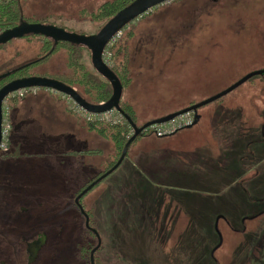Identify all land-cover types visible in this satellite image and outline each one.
<instances>
[{
    "label": "rangeland",
    "instance_id": "1",
    "mask_svg": "<svg viewBox=\"0 0 264 264\" xmlns=\"http://www.w3.org/2000/svg\"><path fill=\"white\" fill-rule=\"evenodd\" d=\"M106 1L20 0L19 7L26 23L91 35L103 26L91 15ZM129 31L134 37L125 43L135 55L122 101L139 124L202 103L264 69V0H171L125 27L120 48ZM143 44L151 55L146 64L135 51ZM112 48H106L108 61ZM40 50L34 37L3 45L0 75L35 61ZM67 62L60 49L30 72L66 76ZM81 62L93 71L89 51ZM198 115L191 128L160 139L147 133L146 141L134 142L121 183L103 180L78 203L77 184L61 181L54 161L46 167L29 161L24 178L0 180L12 194L0 200V260L17 264L31 216L41 209L62 215L34 229L46 232L49 250L58 249L36 264H84L81 246L88 243L99 246L98 264H264V74ZM140 145L144 149L135 151Z\"/></svg>",
    "mask_w": 264,
    "mask_h": 264
},
{
    "label": "crops",
    "instance_id": "2",
    "mask_svg": "<svg viewBox=\"0 0 264 264\" xmlns=\"http://www.w3.org/2000/svg\"><path fill=\"white\" fill-rule=\"evenodd\" d=\"M143 50L142 45L135 48L142 62L145 56ZM131 55L132 58L135 53ZM8 111L11 131L6 148L0 152L1 182L24 178V172L27 175L29 171V161H39L44 167L54 161V174L61 181L77 184V193L117 162V151L109 137L102 135L99 128L90 126L70 113L65 101L56 93L39 90L36 94L11 101ZM138 139L135 141L137 144L146 141L143 136ZM139 147L135 151L144 149L141 145ZM123 161L103 180L110 179L113 184L121 183ZM1 187L0 191L12 195L10 189ZM161 228L162 221L156 222L153 229Z\"/></svg>",
    "mask_w": 264,
    "mask_h": 264
},
{
    "label": "water",
    "instance_id": "3",
    "mask_svg": "<svg viewBox=\"0 0 264 264\" xmlns=\"http://www.w3.org/2000/svg\"><path fill=\"white\" fill-rule=\"evenodd\" d=\"M171 0H134L128 6L120 10L116 13L108 22H106L100 30L91 35H77L74 33H70L63 29L54 27L49 24H41V23H34L29 24L20 20V23L10 29H6L0 33V46L7 44L12 40H18L29 36H40L42 38L48 39L53 42L54 45L58 44L59 42L62 43H69L72 45H78L81 47H85L87 51L90 52V60L92 69L101 76L104 80H106L111 88H112V95L110 99L101 105H93L83 99L75 89L68 86L67 84L48 77L42 76H32V77H25L16 80H12L0 88V145L2 142V122H3V102L5 98L15 91L25 88H39V89H46L52 90L63 95L70 97L78 106L83 108L89 113L93 114H102L108 111L115 109L120 115L123 116L126 123L131 127L133 130V135L129 138L127 143L125 144L122 153L116 162V164L108 170L106 173L101 175L95 181L90 183L77 197L78 200L83 197L93 186L97 183L102 181L106 178L109 174H111L123 161L126 157L128 149L133 141L142 135L147 128L155 124H162L174 119L177 116H180L186 112L194 111L195 112V119L192 125L188 126L187 128L193 127L200 119V116L196 114V111L223 97L224 95L230 93L231 91L235 90L236 88L243 85L245 82L250 80L255 76H260L264 74V69L261 71L253 72L248 74L247 76L238 80L232 87L227 89L220 94L209 98L208 100L196 104L190 108L185 110L168 114L162 118L155 119L145 123L142 127H138L133 120L122 110L121 108V100L123 96V87L119 80V78L112 72L110 67L106 64L103 59L104 51L111 41V39L116 36L119 32H121L126 26L130 23L134 22L135 20L141 18L142 16L148 14L153 9L168 3ZM28 65V64H27ZM26 66V65H24ZM20 69V68H18ZM12 70L6 74L0 76V79H3L10 75V73H14L16 70ZM1 151V150H0ZM81 211H83L81 209ZM84 212V211H83ZM86 225L90 231L95 233L92 229L88 226V221H86ZM95 236L98 238V235L95 233ZM222 244V240H220V245ZM99 246H96L91 254H90V264L94 263L93 255L95 251L98 249Z\"/></svg>",
    "mask_w": 264,
    "mask_h": 264
},
{
    "label": "trees",
    "instance_id": "4",
    "mask_svg": "<svg viewBox=\"0 0 264 264\" xmlns=\"http://www.w3.org/2000/svg\"><path fill=\"white\" fill-rule=\"evenodd\" d=\"M134 0H109L104 2L99 8H97L96 11H94L91 15V20L94 23H101L104 25L106 22H108L116 13H118L120 10L128 6L130 3H132ZM20 0H13L9 3H3L0 4V24L2 26L1 32H3L6 29L13 28L17 26L20 23V20H24L23 13L20 10ZM159 6L149 12L148 14L142 16L143 17H149L151 16L157 9H159ZM37 23L46 24L44 21H38ZM131 24V23H130ZM129 24V25H130ZM126 26V27H129ZM125 29V28H124ZM123 29V30H124ZM122 30V31H123ZM0 32V33H1ZM34 37L36 40L39 41L41 44V50L38 53V58L29 63L26 66L20 67V69L16 70L14 73H10L7 77L0 79V88L5 85L6 83L20 79L25 77H32V76H42V77H48L53 78L56 80H59L68 86L72 87L76 90V92L87 102L93 105H101L107 102L111 95H112V88L110 84L104 80L101 76H99L94 70L88 69L84 64H82V54L83 51L86 50L85 47H81L78 45H72L69 43H62L59 42L58 44L54 45L52 41L42 38L40 36H29L25 38H31ZM123 40L121 41V48H119V45L116 43L115 46L110 51V61L111 63L109 65L112 72L119 78L122 87H123V93L124 89L131 83L132 78L130 76V61H131V54L128 51L130 49V46H128L125 41L128 39H131L134 37L133 32L129 31L123 36ZM122 39V37H121ZM2 47V46H0ZM144 49V44L142 45ZM129 48V49H128ZM60 49H64L67 52V68L70 71L69 74L66 76L64 75H55V74H45V75H37L34 73H31V69L46 62L51 56H53L57 51ZM133 49V48H132ZM149 52H151L149 50ZM121 56V59H120ZM161 58V57H160ZM134 61V59H133ZM151 61V55L150 53H145L144 57V63ZM143 67V65H141ZM140 67H137L135 70H139ZM9 74V73H8ZM1 76V75H0ZM197 103H190L186 105L184 108L176 110L171 113L179 112L182 110H185L187 108H190ZM121 108L122 110L133 120V122L138 126L142 127L145 123L162 118L166 115L155 117L149 121H146L142 124H139L136 118V115L133 111V109L128 105L126 102H123L121 100ZM199 110V109H198ZM198 110L196 111V114H198ZM90 126L94 128H99V131H101L102 135L109 137V139L113 142L115 149L117 151V161L122 153V150L129 140L128 135L130 132L129 125L127 123L116 126V127H107L103 126L102 124H90ZM141 136H149L147 135V132H144ZM138 137V138H139ZM136 138L133 143L138 139ZM132 143V144H133ZM132 144L130 146H132ZM130 148V147H129ZM88 154H97V152H88ZM127 156V155H126ZM113 166H111L109 169H111ZM108 171V170H107ZM105 171L104 173H106ZM95 181V180H94ZM92 183V182H90ZM89 185V184H88ZM87 186H85L86 188ZM85 188H82L83 191ZM80 190V191H81Z\"/></svg>",
    "mask_w": 264,
    "mask_h": 264
},
{
    "label": "built area",
    "instance_id": "5",
    "mask_svg": "<svg viewBox=\"0 0 264 264\" xmlns=\"http://www.w3.org/2000/svg\"><path fill=\"white\" fill-rule=\"evenodd\" d=\"M121 33L122 32H119L116 36H114L109 42V44L107 45V47H114L117 41L119 40ZM106 54H107V51L105 49L103 59L108 65L109 61H108V58H106L108 57ZM39 90H42V89H39V88L20 89L18 91L10 93L5 98L3 102L2 142L0 145L1 151L6 148V145H7L9 136H10V131H11L8 104L13 100H20L26 97L27 95L36 94ZM49 91L58 94L61 97V99L65 101L68 111L78 116L85 123L89 125L90 124H102V125H106L109 127H116V126H121L126 123L123 116L120 115L115 109L102 113V114L89 113L83 108H81L80 106H78L70 97L63 95L61 93L52 91V90H49ZM194 119H195L194 111L186 112L180 116L175 117L174 119L168 122L152 125L149 128H147L145 132L150 133L156 139H160L166 136L173 135L177 133L178 131L187 128L188 126L193 124ZM132 135H133V131L130 128L128 138Z\"/></svg>",
    "mask_w": 264,
    "mask_h": 264
},
{
    "label": "flooded vegetation",
    "instance_id": "6",
    "mask_svg": "<svg viewBox=\"0 0 264 264\" xmlns=\"http://www.w3.org/2000/svg\"><path fill=\"white\" fill-rule=\"evenodd\" d=\"M0 186H2L1 188H5L3 187L2 184H0ZM82 192L79 191L77 193L74 194V196L77 198L78 195ZM8 195V193H7ZM6 193L0 191V200L1 199H5L8 198L9 196L5 197ZM82 198V197H81ZM80 198V199H81ZM8 200V199H7ZM6 200V202H7ZM79 201V200H78ZM81 209L83 211H85V208L83 205H80ZM84 213L87 214V216H90V212L89 211H85ZM62 215L61 212H56L53 214V212H41V209L38 211H35L33 213V215L31 216V220H30V228L29 230H31V232H29V238L26 239L25 241H23V244L20 245V247L22 248L21 250V257L18 258V262L17 264H36L37 262H42L43 259L50 257L51 255L46 257H43V255H45L47 252L49 253V251H55L57 252L58 249H48V243H47V237H46V232L44 230H37L36 232H34L35 228H39L41 227L40 221L42 219H45V221H49V222H56L57 217H60ZM43 221H41L42 223ZM89 223V222H88ZM61 226L55 227V229H60ZM91 229V227H90ZM88 233L92 236H94V233L89 231L88 229ZM92 244H86L81 246L82 251L80 252V257L83 260L84 264H90V254L92 252V250L96 247H91ZM99 248V247H98ZM46 250V251H45ZM98 252V249L95 251L94 255H93V259H94V263L93 264H98V260L96 258V254ZM47 253V254H48ZM53 257V256H51ZM0 264H9L6 261H1L0 260Z\"/></svg>",
    "mask_w": 264,
    "mask_h": 264
}]
</instances>
